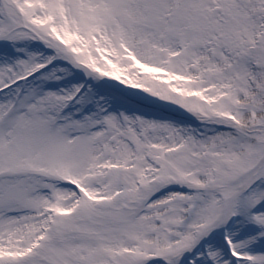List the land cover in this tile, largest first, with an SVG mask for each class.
<instances>
[{"label":"snow or ice","instance_id":"snow-or-ice-1","mask_svg":"<svg viewBox=\"0 0 264 264\" xmlns=\"http://www.w3.org/2000/svg\"><path fill=\"white\" fill-rule=\"evenodd\" d=\"M0 264H264V0H0Z\"/></svg>","mask_w":264,"mask_h":264}]
</instances>
